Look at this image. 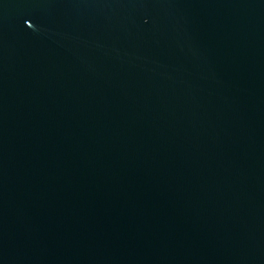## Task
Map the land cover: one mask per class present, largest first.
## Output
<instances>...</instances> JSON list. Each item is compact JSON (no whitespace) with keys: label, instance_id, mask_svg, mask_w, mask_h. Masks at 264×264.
I'll list each match as a JSON object with an SVG mask.
<instances>
[{"label":"water","instance_id":"obj_1","mask_svg":"<svg viewBox=\"0 0 264 264\" xmlns=\"http://www.w3.org/2000/svg\"><path fill=\"white\" fill-rule=\"evenodd\" d=\"M0 264H264V0H0Z\"/></svg>","mask_w":264,"mask_h":264}]
</instances>
